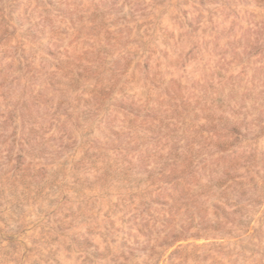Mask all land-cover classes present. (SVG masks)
Here are the masks:
<instances>
[{
  "label": "rangeland",
  "instance_id": "obj_1",
  "mask_svg": "<svg viewBox=\"0 0 264 264\" xmlns=\"http://www.w3.org/2000/svg\"><path fill=\"white\" fill-rule=\"evenodd\" d=\"M0 264H264V0H0Z\"/></svg>",
  "mask_w": 264,
  "mask_h": 264
}]
</instances>
